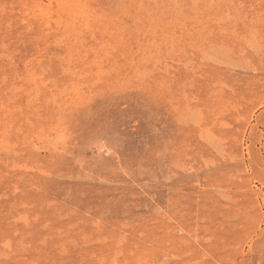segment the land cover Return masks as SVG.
<instances>
[{
    "label": "rangeland",
    "instance_id": "374dc122",
    "mask_svg": "<svg viewBox=\"0 0 264 264\" xmlns=\"http://www.w3.org/2000/svg\"><path fill=\"white\" fill-rule=\"evenodd\" d=\"M0 264H264V0H0Z\"/></svg>",
    "mask_w": 264,
    "mask_h": 264
}]
</instances>
